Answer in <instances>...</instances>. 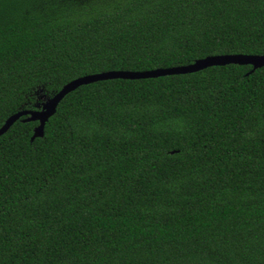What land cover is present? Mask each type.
Listing matches in <instances>:
<instances>
[{
  "label": "trees",
  "instance_id": "obj_1",
  "mask_svg": "<svg viewBox=\"0 0 264 264\" xmlns=\"http://www.w3.org/2000/svg\"><path fill=\"white\" fill-rule=\"evenodd\" d=\"M264 55V0H0V128L74 79ZM68 93L0 136V264H264V67ZM41 104V105H40Z\"/></svg>",
  "mask_w": 264,
  "mask_h": 264
},
{
  "label": "water",
  "instance_id": "obj_2",
  "mask_svg": "<svg viewBox=\"0 0 264 264\" xmlns=\"http://www.w3.org/2000/svg\"><path fill=\"white\" fill-rule=\"evenodd\" d=\"M228 64L251 65L255 71L258 68L264 67V55L252 54H223L208 56L195 61L192 64L171 68H158L148 71H106L97 74L83 76L67 83L53 97L49 98L36 110H23L12 115L5 124L0 128V136L4 134L19 118L28 115L27 121H39L40 125L36 127L33 138L44 135V128L49 118L55 114L60 101L71 91L76 88L87 85L96 81L108 79H145L156 78L166 75L194 73L213 66H225Z\"/></svg>",
  "mask_w": 264,
  "mask_h": 264
},
{
  "label": "rangeland",
  "instance_id": "obj_3",
  "mask_svg": "<svg viewBox=\"0 0 264 264\" xmlns=\"http://www.w3.org/2000/svg\"><path fill=\"white\" fill-rule=\"evenodd\" d=\"M38 93H39L38 94L39 95V99L41 100L42 103L46 102L49 99V97H47L45 94L42 93V90H39Z\"/></svg>",
  "mask_w": 264,
  "mask_h": 264
}]
</instances>
